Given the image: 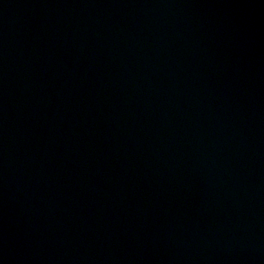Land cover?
Segmentation results:
<instances>
[{
    "label": "water",
    "instance_id": "water-1",
    "mask_svg": "<svg viewBox=\"0 0 264 264\" xmlns=\"http://www.w3.org/2000/svg\"><path fill=\"white\" fill-rule=\"evenodd\" d=\"M39 264H264V0H169Z\"/></svg>",
    "mask_w": 264,
    "mask_h": 264
}]
</instances>
